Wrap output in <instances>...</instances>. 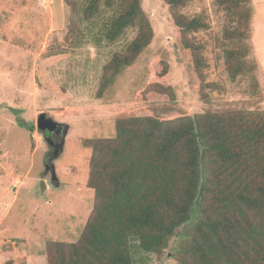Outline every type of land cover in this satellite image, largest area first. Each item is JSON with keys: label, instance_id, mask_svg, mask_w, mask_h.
<instances>
[{"label": "rangeland", "instance_id": "obj_1", "mask_svg": "<svg viewBox=\"0 0 264 264\" xmlns=\"http://www.w3.org/2000/svg\"><path fill=\"white\" fill-rule=\"evenodd\" d=\"M142 6L154 29L153 42L100 99L103 67L135 31L114 45L98 43L85 32L77 45L68 35L72 11L63 0H0V264H48L52 242L79 239L95 201L88 185L91 149L83 142L115 137L118 119L264 110V0L250 4L247 59L257 70L236 81L230 79L224 52L234 46L224 39L225 30L237 26L233 15L215 0H192L185 9L189 17L201 13L209 23L194 39L204 45L205 80L218 85L212 90L202 89L164 3L142 0ZM153 83L170 86L171 94L144 92ZM48 119L70 124L71 131L55 163L63 188L48 186L42 196L38 186L48 182L50 157L43 133ZM172 249L146 253L131 240L137 264H164L168 254L167 264H178Z\"/></svg>", "mask_w": 264, "mask_h": 264}, {"label": "trees", "instance_id": "obj_2", "mask_svg": "<svg viewBox=\"0 0 264 264\" xmlns=\"http://www.w3.org/2000/svg\"><path fill=\"white\" fill-rule=\"evenodd\" d=\"M63 1L72 11L68 35L77 45L85 32L107 45L136 33L103 67L101 99L152 44L153 26L142 0ZM161 1L202 89L217 88L205 80L204 45L194 39L209 28L204 15L186 14L192 0ZM251 1L215 0L237 23L224 34L234 45L224 50L232 81L257 70L247 59ZM144 92L168 95L171 88L153 83ZM115 129V137L83 142L91 149L94 206L76 242L50 244L48 264H137L132 239L146 253L162 255L172 246L178 264H264V110L120 118Z\"/></svg>", "mask_w": 264, "mask_h": 264}, {"label": "water", "instance_id": "obj_3", "mask_svg": "<svg viewBox=\"0 0 264 264\" xmlns=\"http://www.w3.org/2000/svg\"><path fill=\"white\" fill-rule=\"evenodd\" d=\"M59 127L63 128L62 139L59 142H55L52 138L53 133L57 132ZM71 131V125L67 123H60L53 119H48L44 124V138L48 143L50 150V157L48 164L46 165L45 178H48V182L43 179L40 181L38 190L42 196H45L47 187L49 186L52 189L59 190L63 188V183L58 177L56 170V161L60 159L66 150V141L67 137ZM172 254H168V257L164 259V264H167L168 258Z\"/></svg>", "mask_w": 264, "mask_h": 264}, {"label": "flooded vegetation", "instance_id": "obj_4", "mask_svg": "<svg viewBox=\"0 0 264 264\" xmlns=\"http://www.w3.org/2000/svg\"><path fill=\"white\" fill-rule=\"evenodd\" d=\"M63 135V128L59 127L58 131L53 133L52 138L54 139L55 142H59L62 139Z\"/></svg>", "mask_w": 264, "mask_h": 264}]
</instances>
